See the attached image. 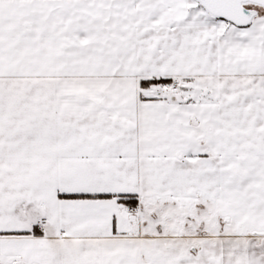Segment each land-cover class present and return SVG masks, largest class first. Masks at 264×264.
I'll list each match as a JSON object with an SVG mask.
<instances>
[{
  "label": "snow or ice",
  "instance_id": "1",
  "mask_svg": "<svg viewBox=\"0 0 264 264\" xmlns=\"http://www.w3.org/2000/svg\"><path fill=\"white\" fill-rule=\"evenodd\" d=\"M0 264H264V0H0Z\"/></svg>",
  "mask_w": 264,
  "mask_h": 264
}]
</instances>
